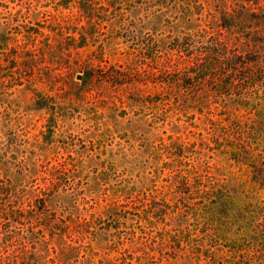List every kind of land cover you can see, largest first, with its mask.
Instances as JSON below:
<instances>
[{
	"label": "rangeland",
	"instance_id": "1",
	"mask_svg": "<svg viewBox=\"0 0 264 264\" xmlns=\"http://www.w3.org/2000/svg\"><path fill=\"white\" fill-rule=\"evenodd\" d=\"M79 1L0 0V36L6 41L0 47V165H6L0 176L14 186L13 197L0 205L13 201L34 210L40 201L41 208L46 204L51 221L63 230L61 243L79 250L66 251L71 259L60 264H184L179 247L192 236L184 235L186 215L175 218L176 200L188 206L176 194V169L211 168L228 183L247 176L214 145L221 129H204L203 119L186 118L193 114L183 115L177 107L190 93L157 82L186 71L190 63L171 59L170 52L154 64L146 59L142 41L166 43L182 38V32L206 30L222 34L238 53L264 56V46L250 42H264L261 24L246 23L245 32L223 30L217 11L226 7L242 17L246 7L264 19V0L251 5L192 0V10L201 13L200 4L205 9L189 29L178 28V21L169 26L152 20L133 11V4L125 5L131 12L124 10L120 18V0H85L81 6ZM181 5L180 12L188 9ZM166 16L174 21V14ZM79 43L86 46L76 48ZM177 144L188 152L173 161ZM158 208L169 215L163 218ZM1 218V253L18 251L25 262L43 264L27 251L47 253L48 241L53 257L58 237L49 242L48 232L39 228L48 220L29 215L20 224ZM85 221L95 223L87 228Z\"/></svg>",
	"mask_w": 264,
	"mask_h": 264
},
{
	"label": "trees",
	"instance_id": "2",
	"mask_svg": "<svg viewBox=\"0 0 264 264\" xmlns=\"http://www.w3.org/2000/svg\"><path fill=\"white\" fill-rule=\"evenodd\" d=\"M82 1L85 0L79 1L80 6ZM145 1L147 3L144 9L138 7L140 2L144 5ZM217 2L225 4L227 1ZM254 2L255 0H244L246 5L255 4ZM182 3L188 9L180 12L179 6ZM191 3L192 0H120L118 4L122 6V10L117 16L124 18L125 11L131 12L129 9L125 10V5L129 7L133 4V11H142L152 20H162L169 26L178 21L181 23L178 28L189 29L205 9L200 4L202 12L198 13L200 11L192 10ZM115 5L110 3L109 6L114 9ZM63 6L65 9L69 8V4ZM79 9L86 16L91 14L87 7ZM217 11L219 26L223 30L235 28L245 32L248 28L244 25L252 22L255 26L261 24L264 27V19L255 17L252 15L255 13L248 12L246 7H243L242 17L237 13H230L226 7ZM166 14H174L170 17L174 21H166ZM249 15L247 20L246 16ZM182 34V38L171 37L166 43L153 38L144 39L142 48L146 59L159 64L164 55L165 58L169 57L168 54L172 52L174 54L171 59L177 56L190 63L186 71L171 74L167 79H158L157 82L177 91L190 93L187 102L179 103L177 107L183 115L193 114L186 118L193 120L198 115L203 119L204 129H221V136L214 145L221 147L219 152L226 155L230 165L244 170L247 178L237 175L234 183H228L219 174L211 172V168L200 170L192 165L187 169H176L179 176L174 185L176 194L188 206L176 200L174 205L179 211L175 213V218L186 215L184 235L189 233L192 236L184 239V245L179 250L184 255V264H264V56L238 53L222 34H212L206 30ZM78 39L84 40L83 37ZM250 42L264 46L263 41L250 39ZM5 43V39L0 36V47ZM81 44L76 48L86 46L85 43ZM117 78V75L110 77L114 80L112 83ZM176 150H179L178 153H170L173 161L186 158L188 147L177 144ZM4 166L6 165H0V172ZM13 188V185H7L0 176V200L7 198L9 201L14 195ZM12 203L13 201L0 207L9 208ZM39 204H35L34 210H24L13 203L11 209L0 210L1 222H26L29 215L48 220L49 225L39 228L42 232H48L51 238L49 242L58 237V247L52 248L53 257L49 255L48 241L45 242L47 253L28 250L27 255L43 261V264H60L62 259H71L69 256L65 258L66 251L79 250L73 245L61 243L63 230L56 228L55 219L51 221V215L46 212V204L43 208ZM164 208L168 210L167 207ZM156 212L163 213V218L169 215L160 208ZM94 223L84 222L87 228ZM191 225H194V229L190 228ZM71 253L74 255L75 252ZM0 264H30V258L25 262L18 251L0 252Z\"/></svg>",
	"mask_w": 264,
	"mask_h": 264
}]
</instances>
